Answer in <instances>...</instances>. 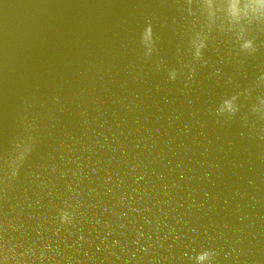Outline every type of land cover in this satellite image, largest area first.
Here are the masks:
<instances>
[{
	"label": "water",
	"instance_id": "water-1",
	"mask_svg": "<svg viewBox=\"0 0 264 264\" xmlns=\"http://www.w3.org/2000/svg\"><path fill=\"white\" fill-rule=\"evenodd\" d=\"M0 264H264V0H0Z\"/></svg>",
	"mask_w": 264,
	"mask_h": 264
}]
</instances>
